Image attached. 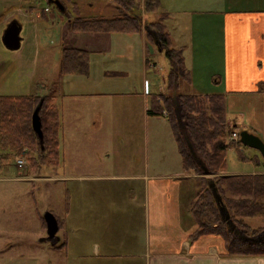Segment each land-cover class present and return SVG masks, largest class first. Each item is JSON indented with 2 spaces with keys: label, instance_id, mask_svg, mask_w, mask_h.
Instances as JSON below:
<instances>
[{
  "label": "crops",
  "instance_id": "0c3cea01",
  "mask_svg": "<svg viewBox=\"0 0 264 264\" xmlns=\"http://www.w3.org/2000/svg\"><path fill=\"white\" fill-rule=\"evenodd\" d=\"M54 1L60 3L58 12L53 8L45 11ZM159 1V10L153 13L156 17L147 20L144 0H134L144 20L153 22L161 11H166L168 16L163 22L167 31L166 22L178 16L177 24L187 33L185 40H177L175 45L169 32L172 46L185 48V63L191 74L190 83L183 90L184 83H179L177 90L224 94L228 119L237 125L238 133L247 130L264 143V7L197 11L167 7L165 0ZM71 2L77 5L82 17L115 15L83 14L79 0H0V96L50 95L60 114L59 138L63 123L55 99L66 86L60 84L65 76L75 79L69 80L71 92L64 95L112 98L79 104L84 127L91 124L92 131L100 126L110 127L121 116L129 118L133 112L139 113L146 123L153 117L160 120L162 116L149 114L148 110L153 94L168 92L165 73L169 64L163 66L161 84L156 86L147 72L150 61L156 62L153 52L161 51L151 35L146 29L138 33L74 31L71 23L75 16L69 14ZM87 5L94 8L95 3ZM12 20L21 27L20 47L15 50L8 49L2 41ZM65 48L89 53L87 76L60 72L61 52ZM164 118L160 131L152 128V123L148 130L146 127V141L149 137L156 147H164L153 162L148 155L141 162L128 152L118 156L124 164L115 166L109 164L111 153L105 148L84 151V264H264V256H226L223 241L217 235L190 239L196 228L190 203L197 190V176L183 169L170 123ZM107 144L110 146L111 142ZM14 153L0 147V168L7 161L6 155L15 156ZM252 156L258 157L250 153L245 156L247 167L229 173H264V162L254 164ZM35 176L0 180L44 177ZM95 217H99L96 224ZM42 219L41 226L46 230ZM38 235L39 232H33L30 238L35 240ZM32 244L37 247L38 242ZM52 246L59 250L68 247ZM37 249L42 252L45 247L38 245Z\"/></svg>",
  "mask_w": 264,
  "mask_h": 264
},
{
  "label": "trees",
  "instance_id": "16d2710c",
  "mask_svg": "<svg viewBox=\"0 0 264 264\" xmlns=\"http://www.w3.org/2000/svg\"><path fill=\"white\" fill-rule=\"evenodd\" d=\"M112 1L116 4L118 13L109 18L82 17L77 5L71 2L69 14L75 16L71 26L74 31L117 33H138L147 26L155 32L169 62L166 83L167 91H171V94L152 95L148 113L161 116V111L167 110L166 117L181 155L182 167L188 173L198 176L197 190L190 203L196 228L190 239L214 234L222 238L226 256H264V239H244L236 231H242L245 237H254L264 230L258 232L242 221L243 218L264 216V173L221 174L209 183L205 176L201 175L206 173L201 172L199 167V163L204 164L207 173H219L225 169L227 149L244 146L240 140H226L228 115L225 95L173 91L181 82L189 84L191 74L185 63V48L172 46L170 34L163 22L168 13L161 11L155 21H143L140 6L134 0ZM159 7V0H144L143 9L146 14L157 13ZM126 8L130 11L127 12ZM60 72L87 76L89 53L75 48L63 49ZM40 101L42 143L33 131L31 123L32 113ZM60 130V114L50 95L0 96V147L17 155L24 151L25 160L33 172H38L44 165L55 167L59 163ZM187 139L195 156L190 151ZM9 156L6 155L5 158ZM257 156L253 158L254 164H263L262 156ZM214 189L221 198L228 219H225L220 211ZM58 222L60 225L59 219ZM231 225L235 228H231ZM62 246L63 244L59 247Z\"/></svg>",
  "mask_w": 264,
  "mask_h": 264
},
{
  "label": "rangeland",
  "instance_id": "374dc122",
  "mask_svg": "<svg viewBox=\"0 0 264 264\" xmlns=\"http://www.w3.org/2000/svg\"><path fill=\"white\" fill-rule=\"evenodd\" d=\"M79 2L83 14L111 15L118 13L116 4L112 0H79ZM88 2H94V8L89 7ZM165 2L167 7L171 5L175 8H191L197 11L264 7V0H165ZM50 8H53L56 13L58 12V8L54 4L50 5ZM155 17V14H148L147 20H152ZM178 18V16H174L166 22L169 32L175 39V45H177V40L184 41L187 37L183 26L177 24ZM150 47L151 50L154 48L153 43L150 44ZM153 53L156 67L154 69L148 67L147 74L150 80L153 81L152 78H154L157 86L162 81L163 66L167 67L169 62L165 51ZM169 68L170 66L166 70V76ZM71 79H75L74 76L62 77L60 84L66 83V86L61 87V94L57 95L55 99L60 107L63 123V130L59 138V163L55 167L44 165L38 172H33L28 166V161L23 167H18L15 163V156L10 155L0 168V177L13 178L31 174L44 176L40 179L26 181L0 180V264H84V151L92 152L94 149L101 151L105 148L107 152L111 153L109 164L121 166L124 163L122 160L119 161V155L125 156L131 152L132 156L141 162L148 155L150 162H153L156 160L155 158L158 159L161 156V150L164 149L163 146L156 147L149 137L146 141L145 134L146 127L148 130L150 123H152V128H157L160 131L165 122L164 116L160 120H155L154 117L150 118V121L146 123L138 115L139 113L133 112L129 118L128 115L121 116L116 124H111L110 127L100 126L97 131H92L91 124L84 127V114L81 113L79 104L110 101L112 98L109 96L82 98L64 95L66 92H71L68 90V83L71 82L69 81ZM109 85L104 84V87H109ZM156 86H152L153 93L157 92ZM185 86H187L186 83L181 84V90ZM177 88L174 87L173 91H177ZM169 93L171 94V91L168 90L167 94ZM153 95L156 96V94ZM134 119L135 125H133ZM236 126L231 119L227 120V141L239 140L238 137L235 139L233 136L235 132H238ZM92 133L93 136H89ZM88 137L93 138L89 139ZM108 141L111 142L110 146L107 144ZM102 144L104 147H101ZM105 146L109 148L107 149ZM250 153L261 155L258 150L248 146L229 148L226 151L225 169L219 173H202L201 175L205 176L206 181L210 183L221 174H241L229 172L247 167L249 164L247 165L245 156ZM25 155L24 151L19 153V156L24 159ZM252 158L254 157L252 156L250 160L253 161ZM102 162L104 164L103 159ZM199 167L201 172H204L200 165ZM35 178L37 177L35 176ZM194 183L197 188V178ZM46 211H51L60 220L57 232L59 239L55 243L56 246L59 247L65 242L63 248L68 246L67 249L51 248L53 247L52 243L46 239L43 240L47 233L41 226V219ZM97 218L99 217H95L94 224L97 223ZM242 221L258 232L264 229L263 215L243 218ZM33 232H39V235L34 237L35 240L30 238ZM219 238L221 237L219 236ZM34 241L38 242L37 247L40 245L45 249L40 252L32 244ZM46 247H49V251Z\"/></svg>",
  "mask_w": 264,
  "mask_h": 264
},
{
  "label": "water",
  "instance_id": "95a60500",
  "mask_svg": "<svg viewBox=\"0 0 264 264\" xmlns=\"http://www.w3.org/2000/svg\"><path fill=\"white\" fill-rule=\"evenodd\" d=\"M53 4L57 8H60V4L58 1H54ZM144 28L147 30V32L153 38V42L156 45V47L158 48V51H162V47L160 46V44L157 40L155 32L147 26H145ZM20 29H21L20 25L15 20L10 21L8 23V25L6 26V28L3 32V35H2V41L8 49L15 50V49H18L20 47V42H21ZM40 105H41V101L37 104V106L35 107V109L32 113L31 123H32L33 131L35 132L38 139L42 143L43 134H42V129H41V120H40V116H39ZM239 140L244 146H248L250 148L258 150L259 153L261 154L263 160H264V143L258 136L248 132L247 130H242L239 132ZM188 143H189V148H190L191 153L195 156V152L192 148V145L190 144L189 141H188ZM199 165L202 167L203 171L205 173H207V168L205 166H203L202 164H199ZM214 192H215L214 196H215L216 201L218 202L219 205H221L220 211H221L223 217L225 219H228V213H227L226 209L224 208V206L222 205L220 196L216 193L215 189H214ZM43 220H44L45 225H46V233H47V236L44 237V239L50 241L52 244H55L59 239V236H57V232L59 230L58 219L56 218V216L51 211H46L43 214ZM231 228H235V227L233 225H231ZM236 231L244 239L253 240V241L264 239V230L261 231L259 234H257L254 237H245L244 234L242 233V231H239V230H236Z\"/></svg>",
  "mask_w": 264,
  "mask_h": 264
},
{
  "label": "built area",
  "instance_id": "2783aa9c",
  "mask_svg": "<svg viewBox=\"0 0 264 264\" xmlns=\"http://www.w3.org/2000/svg\"><path fill=\"white\" fill-rule=\"evenodd\" d=\"M44 10H45V11H50V7L47 6V7L44 8ZM150 67L155 68V67H156V62H151V61H150ZM161 114L164 115V116H166V115H167V110H166V109H163V110L161 111ZM233 136H234V138L236 139V138L238 137V134L235 132V133L233 134ZM15 163H16V165H17L18 167H23L24 164H25V160H24L23 157H20L19 155L15 154Z\"/></svg>",
  "mask_w": 264,
  "mask_h": 264
}]
</instances>
